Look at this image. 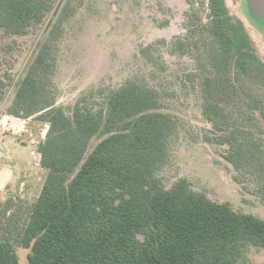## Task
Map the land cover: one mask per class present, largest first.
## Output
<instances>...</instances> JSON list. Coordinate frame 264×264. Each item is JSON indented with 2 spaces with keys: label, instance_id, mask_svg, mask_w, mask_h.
Segmentation results:
<instances>
[{
  "label": "trees",
  "instance_id": "1",
  "mask_svg": "<svg viewBox=\"0 0 264 264\" xmlns=\"http://www.w3.org/2000/svg\"><path fill=\"white\" fill-rule=\"evenodd\" d=\"M55 1L0 0V28L39 22ZM188 2L205 18L203 113L225 159L264 195V125L248 96V83L264 87V62L226 0ZM76 7L66 1L6 111L48 123L38 148L47 176L20 242L31 249L28 264H240L249 242L264 246V218L213 201L185 178L165 186L158 170L178 124L155 87L129 80L98 110L76 105L71 114L43 97L62 22ZM0 264H21L10 238L0 240Z\"/></svg>",
  "mask_w": 264,
  "mask_h": 264
},
{
  "label": "rangeland",
  "instance_id": "2",
  "mask_svg": "<svg viewBox=\"0 0 264 264\" xmlns=\"http://www.w3.org/2000/svg\"><path fill=\"white\" fill-rule=\"evenodd\" d=\"M67 0H56L39 22L24 29L0 28V172L12 169L0 189V240L10 238L21 264L30 248L21 245L23 228L47 176L38 151L48 123L38 114L26 119L6 111ZM76 10L62 22L46 99L71 114L76 105L98 110L110 90L133 80L155 87L162 110L177 129L169 156L158 170L167 188L187 179L191 187L237 211L264 218V195L250 176L238 172L216 141L213 124L203 113V41L188 0H73ZM79 4V5H78ZM233 21L249 34L250 50L264 62V36L246 23L240 0H226ZM252 110L264 125V87L248 83ZM95 136L88 153L103 139ZM240 264H264V246L249 242Z\"/></svg>",
  "mask_w": 264,
  "mask_h": 264
},
{
  "label": "crops",
  "instance_id": "3",
  "mask_svg": "<svg viewBox=\"0 0 264 264\" xmlns=\"http://www.w3.org/2000/svg\"><path fill=\"white\" fill-rule=\"evenodd\" d=\"M240 3L246 23L264 36V0H240Z\"/></svg>",
  "mask_w": 264,
  "mask_h": 264
},
{
  "label": "water",
  "instance_id": "4",
  "mask_svg": "<svg viewBox=\"0 0 264 264\" xmlns=\"http://www.w3.org/2000/svg\"><path fill=\"white\" fill-rule=\"evenodd\" d=\"M12 174V169L9 167H4L0 172V189H3L6 187L8 180Z\"/></svg>",
  "mask_w": 264,
  "mask_h": 264
}]
</instances>
